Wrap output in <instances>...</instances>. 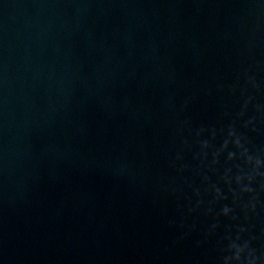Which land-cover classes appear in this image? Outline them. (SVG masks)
<instances>
[{
  "label": "water",
  "instance_id": "water-1",
  "mask_svg": "<svg viewBox=\"0 0 264 264\" xmlns=\"http://www.w3.org/2000/svg\"><path fill=\"white\" fill-rule=\"evenodd\" d=\"M0 264H264V0H0Z\"/></svg>",
  "mask_w": 264,
  "mask_h": 264
}]
</instances>
